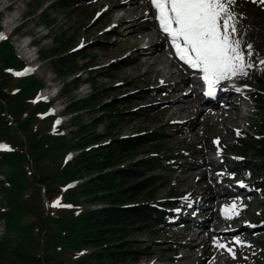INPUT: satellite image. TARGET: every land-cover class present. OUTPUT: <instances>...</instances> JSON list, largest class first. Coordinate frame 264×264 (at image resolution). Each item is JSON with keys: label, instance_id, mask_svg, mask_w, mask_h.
I'll return each instance as SVG.
<instances>
[{"label": "rangeland", "instance_id": "rangeland-1", "mask_svg": "<svg viewBox=\"0 0 264 264\" xmlns=\"http://www.w3.org/2000/svg\"><path fill=\"white\" fill-rule=\"evenodd\" d=\"M57 1L0 0V24L3 27L4 35L13 45L14 51L16 50L15 54H18L30 66V74L42 84L40 94L51 97L52 107H50V111L59 121L57 124L58 126L60 125V135H64V140L70 142L72 138L71 132L75 130V127H72L70 122L71 117L75 116L80 119L82 124H88L104 116L103 112H95L97 110L95 108L90 113L74 112L72 114L66 112L67 107L75 101L84 100L90 95H94L101 102L100 107L115 106V116L117 117L113 127L116 128L121 137L156 131L165 136L163 144L167 149L166 156L180 158L183 153L184 155H186L185 152L188 154L184 159H178L177 166H175L176 162L173 165H169L165 174L154 173L163 175L162 177L166 179H164V182L166 181L167 183L160 184L157 188V198L161 199L174 195L185 198L191 193L198 194L214 191L215 186L220 183H228L226 181L222 182L224 179H229L224 174L225 168L217 169L216 163L213 162L211 167L208 165L204 167L203 163L210 161L207 149H222L225 155L231 156L226 158L223 166L234 165L232 157L236 160L237 158L233 154L237 155V152L232 150L231 147L236 141V131H241L248 139L254 135L252 128L257 122V117L255 103L251 97L247 96L239 99V102H241V113L239 112V115H231V119L237 122L228 129L222 125L214 124L203 113L200 116L201 110L203 112V110L210 109H208L209 107H201L196 100H194V105L197 107L184 104L185 102H192L191 100H181L177 104L174 102L173 104H176L173 107L174 112L176 111L175 115H169L164 111V106H171L172 104L167 102L172 101L173 98H180L182 93L170 95L156 91V93L149 95L143 92L164 87L162 85L164 81L171 84L182 80L180 73L173 67L167 53L164 51L163 45L162 48L154 50V53L162 54V63L156 66V70L160 72L159 74L147 73L143 75L141 73L143 67L138 68L134 65L139 53L137 51L138 48L144 47V45L136 44L139 35L141 36L142 34L144 36L150 33L155 35L156 44L161 42L160 36L157 39L158 35H156V29H154L151 22L152 17L149 14L146 0H138L143 8L138 9L131 17L127 14L131 21L124 24H121L118 19L126 11L117 13L110 11L108 14H104V11L116 4L117 0H88L77 7L68 9L58 7ZM254 1L262 2V0ZM44 11L49 12V16L46 19L40 16ZM98 12L100 13L99 16H97ZM112 17L118 19L113 20ZM249 22V19L245 20L238 15V35L244 43L247 42L248 32L246 27ZM114 25H118V27L113 28ZM15 26H19V31L9 34L10 28ZM130 27L131 29H137L139 32L136 35H129L128 41L124 42L122 39L123 32L126 29H130ZM57 36H62L63 42L68 40L71 44L66 53H62L61 57L77 54L75 59L76 70L67 73L65 77H58L55 74L50 64V61L54 59L41 58V56H47L49 50L55 47L53 39ZM129 44H131V48H129ZM83 54L86 57L83 58ZM141 58L143 59V56ZM91 80H94L93 83ZM227 81L239 84L246 89L249 95L255 93L258 88L250 73L246 76L233 77ZM16 82L17 80L13 84H16ZM74 82H77V87L72 89ZM64 85L67 86L66 90L69 91L66 94L62 92ZM185 85L184 83L181 85L180 92L184 91ZM163 91L166 90L163 89ZM143 95L144 98H140ZM193 95L197 97L195 93ZM149 105H154V108H150L151 110L148 112L145 109L139 112V108ZM262 106L264 107V103ZM170 111L172 113L171 109ZM181 121L190 125V128L189 126L186 128L188 131L183 130L185 127L182 125L184 124L178 127L172 124L173 122ZM39 124L36 122L31 129L34 131L38 127L42 128V125ZM105 128L106 123H98L94 126L91 133L100 137L104 136ZM43 131L46 134H51L50 128ZM9 133L16 134L10 129ZM104 140L106 139L104 138ZM212 140L216 142L215 146L212 144ZM202 147H206V150ZM145 150L143 149L141 155L136 158L143 157L142 154ZM76 154L77 152L71 153L72 157H75ZM211 154L213 155L214 153ZM214 157L217 158V155L215 154ZM245 158L247 163L250 161L257 162L251 151L246 153ZM20 168L24 171L23 179L28 184V188L20 192L17 204L33 200L38 205L37 211L40 209V212H45L49 207L44 194L33 191L31 188L33 180L28 173L30 167L26 164H21ZM250 168V166L244 167V170ZM0 172V212H4L7 210L5 197L9 191L5 176L8 171L4 167ZM246 173L249 175L253 174L251 171ZM148 175H151V173H148ZM240 178L247 181L248 184H255L256 186L264 180V178H258V180L249 178L248 180L246 175ZM81 183V181H76L74 186L77 187ZM247 200L249 207L243 208L239 217L234 221L226 220L223 222V227L232 225L243 227L246 224L255 225L259 222V219L264 220V199L258 195H252L247 197ZM78 201L82 202L83 198H79ZM98 207L97 205H81L83 211ZM13 217L16 221L13 224V231L9 233L6 232L4 221L0 220V240L5 238L9 249L20 253H24L28 247L27 243L32 241L31 254L35 257H43L46 245L44 240L49 238V232L40 231L39 225L36 223V216L33 214L27 212L26 214L15 213ZM218 224L220 225V223ZM217 226L209 224V230L203 231L200 237H196V242L190 244V247L183 246L184 242L181 239V237L190 232L185 234L181 230L175 231V229L172 230V227L168 226L164 227L158 234H150L142 230L133 235L131 240L134 244L132 246L144 249L150 255L141 258L138 264H264V229L252 235L253 242L247 244L241 242L243 245L240 243V246H236L231 243V238L243 240V235L247 236L248 233H244L242 237L239 234L244 231L229 237L218 236L213 233L217 228L219 230V226ZM54 227V225H51V228ZM16 228H19V230L17 231ZM21 228L25 230L21 232ZM209 239L210 243L207 244V247L211 246V250L206 253L210 254V260L204 261L206 256L204 243H208ZM202 242L203 244H201ZM218 244L225 245V247H218ZM175 245L176 247H174ZM173 249L176 250L175 261L172 258L169 259L171 256L169 250ZM228 249H231L232 252L230 253ZM70 251L61 246L49 249L47 253L51 254V264H70L71 262L69 261L72 260ZM91 251V248H84L78 256H86ZM12 253L15 257L16 254Z\"/></svg>", "mask_w": 264, "mask_h": 264}, {"label": "trees", "instance_id": "trees-1", "mask_svg": "<svg viewBox=\"0 0 264 264\" xmlns=\"http://www.w3.org/2000/svg\"><path fill=\"white\" fill-rule=\"evenodd\" d=\"M82 1L58 0L56 4L61 9H68L79 6ZM235 11L250 21L246 27L248 37L245 43L253 45L255 54L249 58L250 62L264 58V4L236 0ZM40 16L46 19L49 12L44 11ZM53 41L55 47L41 58L54 59L50 64L55 74L65 77L76 70L77 54L61 57L71 44L68 40L63 42L62 36H57ZM82 56L86 57L85 54ZM22 65L10 41H1L0 143L7 147L0 152V170L7 168L5 176L9 191L5 197L7 210L0 212V220L4 221L9 233L14 229V214L27 212L36 216L40 231L49 232L50 236L44 240L43 257L31 254L32 241L28 240L27 249L20 253L10 250L5 238L0 240V264H51V254L47 250L49 252V249L61 246L71 250L70 264H138L141 258L150 254L132 246L134 242L131 239L142 230L153 233L155 228L162 225L163 202L170 199L156 196L157 188L166 181L163 175L154 173L165 174L169 162V157L165 155L164 136L147 132L121 137L113 127L117 117L115 106L100 107L101 102L94 95L75 101L66 111L72 114L90 113L95 108V112H103L104 116L88 124H82L75 116L71 117L70 122L75 130L71 132L70 142L60 135V129L46 134L43 130L51 129L53 124L51 117L42 118L49 105L33 103L42 84L33 76L15 79L11 75ZM249 70L260 92L254 94L259 111L258 124L254 127L256 138L248 141L237 138L235 150L242 157L247 151L253 152L264 169V71L255 66ZM16 80V84H13ZM76 87L77 82H74L72 89ZM66 89L64 85L63 94L69 92ZM36 122L42 128L33 131L31 127ZM98 123H106L104 136L91 133ZM9 129L16 134H10ZM143 149H146L143 157L137 159ZM70 151L77 154L71 161H65ZM21 164L30 167L28 173L33 180V191L44 194L49 207L45 212L37 211L38 205L33 200L17 204L20 192L28 188ZM76 181L82 183L67 188L68 184ZM79 198H83V201L79 202ZM57 200L58 205L53 206ZM84 204L99 207L83 211L81 205ZM51 225L55 227L51 228ZM23 230L20 229L21 232ZM84 248H91L92 251L79 257ZM12 252L16 254L15 257Z\"/></svg>", "mask_w": 264, "mask_h": 264}, {"label": "snow or ice", "instance_id": "snow-or-ice-1", "mask_svg": "<svg viewBox=\"0 0 264 264\" xmlns=\"http://www.w3.org/2000/svg\"><path fill=\"white\" fill-rule=\"evenodd\" d=\"M150 4L159 29L175 56L199 72L207 87L206 96L213 95L215 86L221 81L246 76L247 69L254 67L249 62L255 54L253 45L245 44L238 35L236 0H150ZM259 63L264 67V60ZM6 147L0 145V148ZM58 203L54 201L53 206ZM232 208L235 210V205Z\"/></svg>", "mask_w": 264, "mask_h": 264}, {"label": "bare ground", "instance_id": "bare-ground-1", "mask_svg": "<svg viewBox=\"0 0 264 264\" xmlns=\"http://www.w3.org/2000/svg\"><path fill=\"white\" fill-rule=\"evenodd\" d=\"M141 8H143V7L138 2V0H117V3L114 4L113 6L109 7L106 11H104V14H106V13L108 14L110 11H113V13H117V12H120V11H126V13L123 16H121V18H119V19L117 18L118 21L121 24H124V23H129V21H131V19L128 18V15H129V17H131L134 13L137 12L138 9H141ZM114 9H116V10H114ZM113 17H115V16H113ZM114 19H116V18H113V20ZM114 26H113V28L118 27V25H114ZM155 29H156L155 30L156 31V35H158L157 36V39H158V37H159L160 34L158 33L157 28H155ZM137 32H139L137 29H135V28L131 29V27H130V29H126L123 32L122 39L124 40V42H127L128 39H129V35H131V34H135L136 35ZM144 36H142V34H141V36L139 35V37L136 40V44L137 45L138 44H141V45H144V47L138 48V50H139L138 52L139 53H138V57L136 58V61H135V64L134 65H136L138 68L143 67L142 68L143 71L141 70L142 71L141 73L143 75H146L147 73H154L155 75H157L160 72L158 70H156V66H158V65H160L162 63V61H161L162 54L161 55L156 54V53H154V50L155 49L162 48L163 39L160 38V41L161 42L158 43V44H156V42H155V35H151L150 33H147ZM144 40H146V42H144ZM131 47H132L131 44H129V48H131ZM142 56H143V59L141 58ZM167 84L168 83L164 81L162 85L163 86H166ZM181 85H183V80H181L180 82H177L175 84V86L172 89L170 95L176 94V93H180V90H181L180 87H181ZM193 93L194 92L192 90L188 94V96L186 95L184 98H181V97L180 98H173L172 101L167 102V103H171L172 105L171 106L170 105L169 106H164L165 107L164 111L166 113H168L169 115H175V112L176 111L174 112L173 107H175L176 104L179 103V101H181V100H191L192 102H185L184 104L185 105L187 104V105H190V106L192 105L193 107H197V106L194 105V100L197 101L198 100V97H195L193 95ZM239 101H240L239 100V97H237V96H233V95L227 96L225 102H223L224 104L221 107L216 108V104H214V106L211 105L208 108L210 110H203V112L201 110L200 111L201 112L200 113V116L203 113V114H205V117L208 118V119H210V120H212L214 124H216V125H222V126H224L225 128L228 129L230 126L234 125L237 122L236 120H232L231 119V117H232L231 115L238 114L240 112V110H241V108H240L241 102H239ZM174 102L176 104H173ZM170 109L172 110V113H171ZM197 111H199V110H197ZM208 166H209V164H208ZM192 231L193 230H190V233L187 234V235H184L182 238L188 237L189 239H191L192 238L191 237ZM236 232H237L236 234L240 233L238 231H236ZM204 260L205 261L206 260H210V254H207L206 253V256H205Z\"/></svg>", "mask_w": 264, "mask_h": 264}]
</instances>
